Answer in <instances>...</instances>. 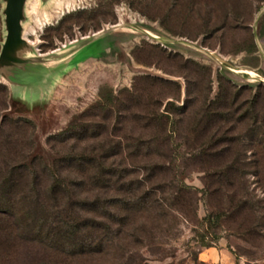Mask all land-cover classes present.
I'll use <instances>...</instances> for the list:
<instances>
[{
    "label": "rangeland",
    "instance_id": "obj_1",
    "mask_svg": "<svg viewBox=\"0 0 264 264\" xmlns=\"http://www.w3.org/2000/svg\"><path fill=\"white\" fill-rule=\"evenodd\" d=\"M23 15L26 58L33 61L15 72L20 87L0 78V146L19 153L18 160L49 164L68 153L117 152L105 163L129 169L128 179L150 177L147 185L171 178L152 176V168L173 162L176 179L196 188L192 205L172 209L166 233L144 241L140 256L149 264H208L212 249L226 250L234 264H264V230L248 233L251 216L209 223V212L226 207L230 192L214 180L213 195L203 192V169L236 157L246 165L261 160V178L249 174L246 181L249 198L264 199V148L249 141L264 125V82L233 71L264 78V0H27ZM102 30L89 47L71 52ZM7 33L0 0V53ZM111 94L117 99L93 109ZM204 112L216 117L207 121ZM80 117L90 136H58ZM200 148L208 154L200 156ZM220 149L229 151L213 158ZM59 171L85 182L79 195L120 196L66 164ZM28 248L0 264L67 262Z\"/></svg>",
    "mask_w": 264,
    "mask_h": 264
},
{
    "label": "trees",
    "instance_id": "obj_2",
    "mask_svg": "<svg viewBox=\"0 0 264 264\" xmlns=\"http://www.w3.org/2000/svg\"><path fill=\"white\" fill-rule=\"evenodd\" d=\"M259 35H264L263 29ZM115 99L111 94L93 109L106 108ZM1 104L4 106L5 99ZM203 116L207 121L216 117L210 112H204ZM78 120L70 123L58 136H90L89 127L81 124V117ZM263 126L257 127L249 138V141L263 145L262 148ZM201 149L197 152L200 156L208 154ZM228 151L216 150L211 156L222 159ZM116 154L106 155V152L93 150L68 153L53 157L49 164L40 163L34 156L18 160L19 153L0 146V257L10 263L20 251L30 250L28 247L35 245L64 256L65 264H149L151 259L142 258L138 247L144 241L156 238L159 232L166 233L164 225L168 217L173 216L172 209L182 213L184 207L192 205L196 188L176 179L179 168L170 161L168 165L152 168L155 172L152 176L171 172L169 179H156L158 181L152 185H147L150 177L128 179L129 169L119 168L112 162L105 163V158ZM259 154L263 159L264 150ZM63 164L76 169L81 176L85 175L88 183L99 190H115L120 196L79 195L77 190L81 193L85 182L61 175L59 167ZM262 171L261 160L246 165L236 157L203 169L206 197L213 195L210 180L230 192L227 206L209 212L206 220L219 224L223 219L251 216L253 223L250 229L247 228L248 233L256 228L264 230V199L251 200L246 181L249 174L261 178ZM42 176H46L48 183ZM200 246L210 245L202 243ZM35 264L48 263L37 260Z\"/></svg>",
    "mask_w": 264,
    "mask_h": 264
},
{
    "label": "water",
    "instance_id": "obj_3",
    "mask_svg": "<svg viewBox=\"0 0 264 264\" xmlns=\"http://www.w3.org/2000/svg\"><path fill=\"white\" fill-rule=\"evenodd\" d=\"M27 0H2L5 5V21L8 27V33L6 42L0 53V78L6 81L10 86L20 87L21 79L16 76L15 72L23 70L26 65H29V61L33 59L26 58L28 52L27 45L23 38L22 21H23V6ZM105 30L99 31L93 34V38L83 41L73 51L82 50L89 47L95 38L99 37ZM235 73L247 74L248 79L264 82L263 77H259L255 72L252 76L249 71L246 70H233Z\"/></svg>",
    "mask_w": 264,
    "mask_h": 264
},
{
    "label": "crops",
    "instance_id": "obj_4",
    "mask_svg": "<svg viewBox=\"0 0 264 264\" xmlns=\"http://www.w3.org/2000/svg\"><path fill=\"white\" fill-rule=\"evenodd\" d=\"M207 252H209L208 254L209 258L206 259L207 260L206 262L208 264H234V261L232 260L230 253H228L226 250L213 251L212 249H209ZM201 260L205 261V259L203 258Z\"/></svg>",
    "mask_w": 264,
    "mask_h": 264
},
{
    "label": "bare ground",
    "instance_id": "obj_5",
    "mask_svg": "<svg viewBox=\"0 0 264 264\" xmlns=\"http://www.w3.org/2000/svg\"><path fill=\"white\" fill-rule=\"evenodd\" d=\"M33 7H34V6H33ZM249 73H250L252 76L254 75V73H253V72H251V71H250Z\"/></svg>",
    "mask_w": 264,
    "mask_h": 264
}]
</instances>
